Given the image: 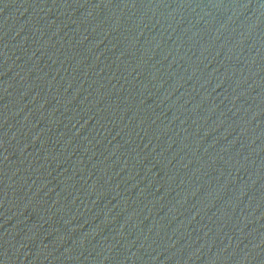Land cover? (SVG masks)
I'll return each mask as SVG.
<instances>
[{"label": "water", "instance_id": "obj_1", "mask_svg": "<svg viewBox=\"0 0 264 264\" xmlns=\"http://www.w3.org/2000/svg\"><path fill=\"white\" fill-rule=\"evenodd\" d=\"M0 264H264V0H0Z\"/></svg>", "mask_w": 264, "mask_h": 264}]
</instances>
